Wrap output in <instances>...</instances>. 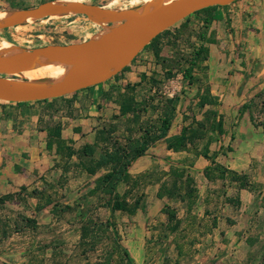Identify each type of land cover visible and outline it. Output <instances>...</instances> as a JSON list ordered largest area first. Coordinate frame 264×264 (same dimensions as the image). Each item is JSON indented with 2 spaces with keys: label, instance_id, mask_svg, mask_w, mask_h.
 <instances>
[{
  "label": "rangeland",
  "instance_id": "obj_1",
  "mask_svg": "<svg viewBox=\"0 0 264 264\" xmlns=\"http://www.w3.org/2000/svg\"><path fill=\"white\" fill-rule=\"evenodd\" d=\"M52 1L66 0H0V10L31 9ZM72 1H86L113 10L143 11L146 7L142 0ZM245 5L247 10L243 11ZM255 6L261 8L264 0H239L235 9L228 6L190 16L157 41L158 56L155 48L146 47L126 72L108 83L111 87L108 99L113 106L109 107L105 120L95 126L93 145L97 146V152L94 159L83 157L85 164L98 160L102 152L114 146L138 140L145 130L162 134V120L167 113L173 116L171 134H180L183 127L204 134L186 151L164 155L152 150L131 168L130 184L123 186L120 193L128 192L131 203L141 198L145 209L135 216L117 212L113 221L122 246L130 252L135 264H261L264 261V169L259 168L264 155L254 159L257 172L241 173L249 177L251 194H243L230 176L221 181L215 170L212 181H208L203 171L212 162L201 156L209 142L210 156L216 154L215 162L226 168L222 156L229 154V150L264 151V16L257 26L253 21L256 10L248 9ZM238 15L239 25L235 23ZM109 26L112 24L84 16L52 17L2 31L0 43L8 42L17 50L50 44H82L98 39ZM249 28H253L263 50L259 56L257 51H247L249 46L259 47L244 36ZM201 48L210 49L208 60L196 59ZM226 70L228 80L237 72H242L244 77L250 75L255 78L256 88L236 93L234 102H222L224 93L213 92V86H218V75ZM209 73L213 74L212 84ZM17 78L28 80L25 74ZM122 81L125 82L121 84ZM129 100L134 104L136 117L121 115V106ZM204 100H213L215 104L204 106ZM219 116L224 118V135L211 128ZM67 160L62 158L59 162L58 174H44L35 189L37 194H31L41 204L49 196L58 202L52 221L39 218L41 224L37 228L28 227L25 219L30 218L32 211L28 206L25 214L0 222V263L129 264L111 230L101 227L109 218L105 203L110 196L103 192L92 194L93 177L79 175L77 167L75 173L73 167L78 161ZM172 165L187 168L195 179L199 199L191 208L179 199L157 197L163 185L172 184ZM230 199H240L241 206L229 203ZM248 202L252 207L246 210ZM165 206L174 209L182 222L174 233L163 214ZM91 222L96 227L83 241L82 226Z\"/></svg>",
  "mask_w": 264,
  "mask_h": 264
},
{
  "label": "crops",
  "instance_id": "obj_2",
  "mask_svg": "<svg viewBox=\"0 0 264 264\" xmlns=\"http://www.w3.org/2000/svg\"><path fill=\"white\" fill-rule=\"evenodd\" d=\"M229 7L235 9L237 8V3L231 4ZM246 7L247 5H245ZM248 9L256 10L255 20L253 19V21L258 26V20L263 19L264 16V6L261 8L256 6L249 7ZM245 10L247 8L244 9L243 7V11ZM239 17L240 15L235 20L237 25L239 23L241 24ZM245 23L248 24V22ZM246 24L243 26L244 29H246ZM249 29L251 30H247L244 36H246L248 41H254L256 45H259L258 38L253 33V28ZM247 51L249 53L257 51L256 56H259L263 50L260 45L259 47H255L254 45L249 46ZM227 74H229L228 70L218 75L220 78L217 84L218 86L215 84L213 86V92L224 93L222 102H234L236 100V93L239 94L242 91L248 92L256 88L253 85L255 78L250 77V75L245 74L244 77L242 72H237L232 75V79L228 80L226 79ZM132 75L130 72V80L133 79ZM240 76H243L244 79L241 80L239 78ZM208 77L212 84L213 74L209 73ZM123 82L125 81H122L121 84ZM108 83L109 81L101 87H95L73 94L75 96H66L63 101L59 99L57 102H0V198L14 194L11 201L0 204V222H3V219L6 222L7 219H11L14 215L25 214L28 206L32 207L30 218L36 219L38 225L41 224L38 221L39 218L53 220L56 214L52 212V208L49 209L48 207L43 211L37 212V206L41 202H36V199L31 197V194L33 190L38 188L39 179L44 174L53 175L54 173L58 174L60 172L58 165L59 162L61 163L62 158H67V161H70V151L78 152L86 145H93L95 143V126L105 120L104 117L107 116L109 107L113 106V103L108 99L110 95L108 91L111 89ZM219 101L217 99V102ZM57 130L61 133L60 138L55 137V131ZM171 133L172 129L168 137L178 135V133ZM152 150H156L158 153H163L164 155L172 154L171 151L167 150L165 144L152 148L149 153H152ZM263 155L264 151L255 149L243 150L240 148L222 156V160L229 170L240 174L245 173L251 175L254 171L257 172L254 164L257 160L254 159L260 156L263 157ZM78 157L79 155H73L71 157L73 161H78V165H74L73 167L74 172L77 167L79 175L91 176L84 171L81 165V161L83 162V160ZM67 163L70 164V162ZM259 168L260 170L264 169V161H260ZM102 172L104 171H101L98 176ZM95 179L96 177H93L91 180L92 188L94 187L93 182ZM23 187H26L27 191L20 194ZM241 192L243 194L250 193L248 190H241ZM251 207V202L245 205L246 210Z\"/></svg>",
  "mask_w": 264,
  "mask_h": 264
},
{
  "label": "water",
  "instance_id": "obj_3",
  "mask_svg": "<svg viewBox=\"0 0 264 264\" xmlns=\"http://www.w3.org/2000/svg\"><path fill=\"white\" fill-rule=\"evenodd\" d=\"M236 1L175 0L165 4V0H158L154 10L152 6L145 4L143 11L113 10L86 1L72 4L52 1L36 8L5 11L9 14V19L5 23L0 22V32L32 21L68 15L84 16L112 26L107 27L98 39L86 43L50 44L30 50H18L22 54L11 62L0 58V102L32 103L60 99L102 85L130 66L166 30L196 12L215 6L226 7ZM29 18L32 20L28 21ZM44 57L71 65L72 70L57 83L51 79L48 82L42 79L31 81L27 78L25 81L17 78L40 69Z\"/></svg>",
  "mask_w": 264,
  "mask_h": 264
},
{
  "label": "trees",
  "instance_id": "obj_4",
  "mask_svg": "<svg viewBox=\"0 0 264 264\" xmlns=\"http://www.w3.org/2000/svg\"><path fill=\"white\" fill-rule=\"evenodd\" d=\"M239 0L234 2L233 4L237 3ZM228 7V6H226ZM219 8H224L220 6H215L211 8H207L204 10H201L199 12H196L194 15L200 14V13H208L215 11ZM190 17L185 19L184 21H187ZM183 22V21H182ZM171 28L166 30L164 33L160 34L157 38H155L148 47L155 48L157 56L159 55V50L156 46L157 41L160 40V38L168 34L170 32ZM210 55V49L209 48H201L199 52L197 53L196 59L199 60H208ZM131 66L125 68L122 73L119 74L121 76L124 72H126ZM29 76L33 80H38L39 77H37L34 74L29 73ZM118 78V76H116ZM103 85V84H102ZM95 88V87H93ZM90 88V89H93ZM89 90V89H88ZM79 93V92H78ZM77 94V93H76ZM75 96V95H73ZM65 99V97L60 98ZM59 99H53V100H46V101H40V102H48L53 101L57 102ZM216 102V101H215ZM206 104H215L213 100H204L202 102V105ZM121 115H128L133 114L134 117H136V110L134 109V104L131 102V100L124 103L121 108ZM214 116H217L216 112H214ZM173 123V116L172 114L167 113L166 117L162 120V134H152L150 130H145L143 135L138 140H128V144L125 146H114L113 149L106 150L102 152L101 156L98 160H93L90 164H85L81 161V165L85 172H87L92 177H96L95 181L93 182L94 187L90 191L92 194H97L100 192H103L104 194L110 196L108 201L105 203V207L108 209L109 218L106 221V223L102 224L101 227H106V229L111 230L113 236L115 237L116 243L118 246L123 250V255L127 262L129 264H135L133 261L130 252L124 248L121 244V239L116 227V224L113 221V218L117 212H120L125 215L129 216H135L139 211H143L145 209V204L143 203V200L141 198L136 199L133 203H131L128 200V192L121 194L120 189L130 184L131 180V174L130 170L131 168L142 158H144L150 150L154 147H157L158 145L165 144L167 147V150L173 151V152H180V151H186L189 147L194 146L196 144V141L203 138L204 134H200L199 130H195L193 128L189 127H183L182 131L178 135H174L172 137L169 136V132L172 128ZM202 128H204V124H200ZM211 128L213 132L219 133L220 135L226 134L225 126H224V118L222 116H219V120L211 125ZM104 133H101V137H103ZM55 137L60 138L61 133L60 131H55ZM103 141H105L104 138H102ZM97 146L95 145H86L83 149L79 150L78 152H71L69 153V158L73 155H79L80 158L83 159V157L94 159V156L97 152ZM233 152V150H229ZM211 150H210V143L206 145L204 148L203 153L201 156L205 158L208 161H211L212 164L210 166H207L203 173L208 181H212L213 179V171H217V178L221 181L225 182L226 177L230 176L232 182H236L239 184L240 190H248L253 192V188L251 186V183L249 181V177L247 175H241L238 172L229 170L228 168H224L223 166L217 164L215 162V156H210ZM92 161V160H91ZM102 172L99 176L98 174ZM173 181L171 186L163 185L160 189V191L157 194V197L161 200L168 199V200H174L179 199L181 202L186 203L191 208L194 206L198 199V190L195 186V179L192 178L188 172V169L181 166V165H175L171 166ZM27 191L26 187H23L21 189V193ZM33 193L36 195L37 191L34 190ZM14 197L13 195H6L0 198V204H5L7 201H11ZM43 199V197L41 198ZM44 204H39L37 206V212L43 211L46 208L52 206V212L55 214L57 212L58 202L53 201L51 197L45 198ZM229 203H234L237 206H241V200L238 199L236 201H233L232 199L229 200ZM163 214L167 216L168 224L170 225V230L174 233L178 231V229L181 226V220L178 218L177 212L172 209L170 206H165L163 209ZM25 222L28 227L37 228L38 222L36 219L27 218L25 219ZM96 223L91 222L89 224L82 226V233H81V240H86L88 237H90L91 232L95 229ZM97 264H110V262H100ZM264 264V261L261 263Z\"/></svg>",
  "mask_w": 264,
  "mask_h": 264
},
{
  "label": "bare ground",
  "instance_id": "obj_5",
  "mask_svg": "<svg viewBox=\"0 0 264 264\" xmlns=\"http://www.w3.org/2000/svg\"><path fill=\"white\" fill-rule=\"evenodd\" d=\"M145 4L152 6V10H154L157 7L158 0H142ZM175 0H165V4H170ZM77 2H82V1H72V0H67L65 3H77ZM9 19V14L7 12L0 11V22L5 23ZM32 18H29L28 21H31ZM26 26V25H25ZM19 29V28H18ZM27 29V28H25ZM22 32V31H21ZM20 32V33H21ZM91 36V35H89ZM87 36V37H89ZM22 53L16 49L13 48V46L8 43V42H3L0 43V58L5 61V62H11L15 60L18 56H20ZM41 68L37 70H33L31 72H27L26 77L31 80V81H36L33 80L30 76L29 73L36 75L39 77L38 80L40 79H51L55 83L63 80L68 76L70 71L72 70V66L62 63V62H56V61H51L49 58L44 57L42 62H41ZM24 76V75H23Z\"/></svg>",
  "mask_w": 264,
  "mask_h": 264
}]
</instances>
